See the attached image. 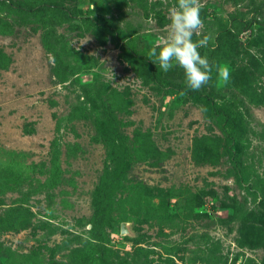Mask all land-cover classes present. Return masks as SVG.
I'll use <instances>...</instances> for the list:
<instances>
[{"label":"rangeland","instance_id":"1","mask_svg":"<svg viewBox=\"0 0 264 264\" xmlns=\"http://www.w3.org/2000/svg\"><path fill=\"white\" fill-rule=\"evenodd\" d=\"M176 3L0 0V264H264V0H201L226 125L148 57Z\"/></svg>","mask_w":264,"mask_h":264},{"label":"clouds","instance_id":"2","mask_svg":"<svg viewBox=\"0 0 264 264\" xmlns=\"http://www.w3.org/2000/svg\"><path fill=\"white\" fill-rule=\"evenodd\" d=\"M202 7L201 0H177L169 8V23L164 28L166 35L162 40L156 41L148 52L149 59L165 73L176 66L182 68L185 84L192 91H199L209 84L214 70L218 82L227 84L231 75L228 66L212 63L206 55H201L199 49L208 47L210 35L193 40L194 35L201 36L203 29L200 15Z\"/></svg>","mask_w":264,"mask_h":264},{"label":"trees","instance_id":"3","mask_svg":"<svg viewBox=\"0 0 264 264\" xmlns=\"http://www.w3.org/2000/svg\"><path fill=\"white\" fill-rule=\"evenodd\" d=\"M57 10H58L57 6L43 4L37 8L29 10V12L40 13V15L42 16V15L46 14L47 11H57ZM90 21L98 23V22H96V21H98L97 19L95 21L94 20H90ZM179 91L186 93L185 95H187L188 97H190V98L200 102L201 104H203V106L205 107L207 112H212V114L215 116L223 117L225 125L228 124V115H226L224 110L218 109L215 106L214 98L211 94L204 93L200 90L199 91H192L188 88H179ZM263 207H264V203H263Z\"/></svg>","mask_w":264,"mask_h":264},{"label":"water","instance_id":"4","mask_svg":"<svg viewBox=\"0 0 264 264\" xmlns=\"http://www.w3.org/2000/svg\"><path fill=\"white\" fill-rule=\"evenodd\" d=\"M120 233H121V234H126V233H128L127 230H126V226H125V224H121V226H120Z\"/></svg>","mask_w":264,"mask_h":264}]
</instances>
